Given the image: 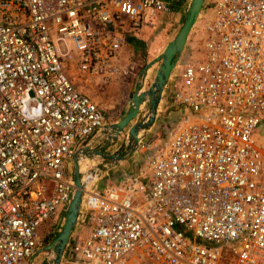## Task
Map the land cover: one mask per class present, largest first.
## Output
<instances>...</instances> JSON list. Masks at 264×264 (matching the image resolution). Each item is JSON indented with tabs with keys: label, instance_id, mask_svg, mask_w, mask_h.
<instances>
[{
	"label": "built area",
	"instance_id": "obj_1",
	"mask_svg": "<svg viewBox=\"0 0 264 264\" xmlns=\"http://www.w3.org/2000/svg\"><path fill=\"white\" fill-rule=\"evenodd\" d=\"M180 1L0 0V264L35 263L72 198L69 161L108 126L68 67L124 74L125 34ZM209 4L166 139L142 137L137 173L86 193L60 264H264V0Z\"/></svg>",
	"mask_w": 264,
	"mask_h": 264
},
{
	"label": "water",
	"instance_id": "obj_2",
	"mask_svg": "<svg viewBox=\"0 0 264 264\" xmlns=\"http://www.w3.org/2000/svg\"><path fill=\"white\" fill-rule=\"evenodd\" d=\"M204 3L205 0H190L184 23L179 29L175 38L166 45L163 52L159 56H157L143 69H141L138 75V81L135 84V89L129 110L120 121L112 125V130L117 131L118 133L123 132L126 128L129 129L128 141L127 143H123V145L121 146V154L104 156L102 151L94 149V154L98 156V158L94 156L95 158H93V160H96L97 165L83 171L82 173L80 172L79 155L85 154L87 155V158H92L93 151L88 153L87 151L90 148L88 147L89 145H86V147L82 149L80 154H76L73 156L74 171L72 173V180L75 187V192L72 195V198L66 209L65 219L59 234L45 247L46 256L44 257L41 264L61 263L63 253L69 243L71 235L80 217L83 189L88 180L93 178L94 180H98L100 176L105 175L112 169L115 162H122L133 156L137 151V147L140 141L138 137L139 132H146L152 127L156 118V111L161 100L162 93L167 85L172 71L176 67L184 51L186 41L192 31V28L196 24ZM156 64H158V69L153 81L144 92L140 93V90L142 89V79L144 78L148 69ZM143 115L146 117V120L144 122L141 121ZM133 121H135V123L130 126L129 124H131ZM111 132L108 131V133L105 134L107 135V138L105 139L104 143L107 146L113 145L118 138L117 136L110 142L108 139H110L112 137V134H114ZM102 137H100L99 134L97 138L93 139V145L99 138L101 139ZM82 176L85 179L84 182H82ZM51 253H53L52 259L49 258L51 256Z\"/></svg>",
	"mask_w": 264,
	"mask_h": 264
},
{
	"label": "crops",
	"instance_id": "obj_3",
	"mask_svg": "<svg viewBox=\"0 0 264 264\" xmlns=\"http://www.w3.org/2000/svg\"><path fill=\"white\" fill-rule=\"evenodd\" d=\"M189 3H190V0H182L180 3V5H181L180 9H177L176 11H174L173 13H170V14L158 15L156 17V19L154 20L152 27H144V28L140 29L137 33H130L129 32V33L125 34V45L121 51V54L118 55V59H117L116 64H115L122 71H124V74L119 73L118 76H116L114 79H111L110 81H104L101 77H96V102L97 103H100L102 100L101 96H100L101 95L100 92H107V93H110V95L112 96V94L117 92L118 89L119 90L121 89V86H125L124 85L125 83L130 82V79H131L130 76L133 74L134 71H136L138 69V67L141 63L143 64V60L145 61V64H143L142 67L139 69L138 75H139L141 69H143L148 63H150L152 60H154L157 56H159L163 52L166 45L175 38L179 29L182 27L184 20H185V15H186V11L188 9ZM208 6H209V2L207 0H205V3L203 5V8H202L199 16H198L196 24L192 28V31H191V33H190V35L186 41L184 51H183L177 65H176V67L172 71V73L168 79L167 85H166V87L162 93L161 100H160L158 107H157L155 121H154L152 127L148 131L141 134V136L144 138L146 136H148V134L150 132H152V130L161 126L162 122L166 118V115H167V107L166 106H167V100H168V96H169L167 90H168L169 83L176 78L180 69L182 68V64L184 62H186L190 57L193 56L190 54L193 53L192 50L196 46V40H197L196 39L197 35H195L194 32H196L199 35V37L202 36L201 28H202L203 24L205 23L204 19L208 18V16L210 15V9ZM167 20H171L172 25H171L170 29L167 28L165 31H163L165 26H166L165 23L167 22ZM156 30L164 32L160 36V39L162 42V43L159 42V43H161L160 46H158V45L156 46L155 51L152 53V55H134L132 50L134 47H136V45L140 44L139 41L142 40L143 38L145 39L146 37L149 38L151 35H153L154 33L157 32ZM154 31H156V32H154ZM150 68L148 70L147 75L144 77L145 79L144 78L142 79V87L144 85L146 78L149 75V72H151V70H153L152 74L150 76L151 78H150L148 86L151 84V82L153 81V79L155 77L156 71L158 69V64L153 65L152 68L151 69ZM138 75H137V81H138ZM148 86H147V88H148ZM147 88H145V89H147ZM134 89H135V86H134V88H132V93L130 96L126 95V98L128 97L127 98L128 105H127L125 113H123V115L118 120H116L114 123H117L118 121H120L124 117V115L127 113V111L129 110V108L131 106V101H132ZM106 101H108L107 103L111 102V100H109V99L108 100L106 99ZM171 115H174V114L173 113L169 114V116H171ZM142 117H144V115ZM134 123H135V121H133L130 124V126H132ZM107 125H111V124H107ZM103 131L104 130L97 133L96 136H94L92 138L91 142H93V139L97 138L99 134H100V137H102ZM125 132H128V131L126 130ZM106 138H107V135L104 134V136L101 139L99 138L100 140L98 139L96 141V143L93 145V148L96 150L102 151L104 156L120 155L121 154V146L123 145V143H125L126 140H122V144L118 147H115L114 144H113L114 146H111V145L107 146L104 143ZM122 139H124V138H122ZM87 152H89V151H87ZM136 153H137V151L135 152V154ZM133 156H131L129 159H127L125 161L115 162L113 164L112 169L108 173H106L105 175L100 176L99 179L97 180V182H100L103 180L106 183V178L111 176V175L113 176V174H116L119 170L128 166L127 164H129V161ZM84 158L82 159V160H84V162H82L83 165H81L82 169L80 168V171H83V167H84L85 162L94 163L96 161V160H93V158H95L94 156L92 158H87V157H84ZM91 165H94V164H91ZM95 182H96V180H94V183ZM83 204H84V202H83ZM83 204H82V206H83Z\"/></svg>",
	"mask_w": 264,
	"mask_h": 264
},
{
	"label": "rangeland",
	"instance_id": "obj_4",
	"mask_svg": "<svg viewBox=\"0 0 264 264\" xmlns=\"http://www.w3.org/2000/svg\"><path fill=\"white\" fill-rule=\"evenodd\" d=\"M181 1H180V3H181ZM207 1L209 2V0H207ZM208 7H210V4ZM180 8H181V5L179 6L178 9H180ZM165 24H166V26H165L163 31H165L167 28L170 29V27L172 25V21L167 20V22ZM156 31H154V32H156ZM163 33L164 32L158 30L156 33L151 35L149 38L146 37L145 39L143 38L142 40H140L139 41L140 44L136 45V47H134L132 50L134 55H152V53L155 51L156 46L157 45L160 46V44L162 43L160 36ZM194 34L197 35L196 36L197 40H196V46L194 47V49L192 51L194 53H196L197 48H199V46L201 44V38L203 36V32L201 33L202 36H200V37L196 32H194ZM159 42H161V43H159ZM143 64H145L144 60H143ZM143 64L141 63L139 65L138 69L136 71H134L133 74L130 76L131 77L130 82L125 83L124 84L125 86H121V89L120 90L118 89L117 92L112 94V96L110 95V93L100 92V94H101L100 96L102 99L100 103L96 102V78H92V77L86 76V75H84L78 71H75L73 69V67H71V66L68 67V75H69L71 81L74 83V85L82 93L86 94L94 102H96L97 105L100 107V109L103 110L106 122L108 124H114V122L116 120H118L123 115V113H125V111H126V108L128 105V103H127L128 97L126 98V95L127 96L131 95L132 88H134L135 83L137 82V75H138L139 69L142 67ZM152 71L153 70H151V72H149V75L146 78L144 85L141 89V92L146 90L145 88H147V86L149 84ZM147 73H148V71L146 72L145 76L147 75ZM167 91L169 92V86H168ZM106 99L111 100V102L107 103L108 101H106ZM169 114H172V112L167 110L166 118L162 122L161 126L152 130V132H150L148 134V136L145 137L147 140L156 139L157 143H160L166 139L167 134L169 133V131H170V129L174 123V121L172 119H174V117H175L174 115L169 116ZM145 120H146V117L145 116L142 117L141 121L144 122ZM108 126H110V125H108ZM105 130H107V128H105ZM126 130L128 131V128H126L124 130V132L121 133L119 136V137L124 138L125 140H127V136H128V132H125ZM104 134H106V133H102V135H104ZM108 140L111 141L112 139L110 138ZM256 141H257V144H258V146L262 152V155L264 157V123L261 126L260 130L258 131ZM121 144H122L121 138L118 139L117 141H115V143H114L115 147H118ZM114 145H111V146H114ZM140 157H141V151L138 150L137 153L130 159L129 164H127L128 166H126L125 168H122L116 174H113V176L111 175V176L107 177L106 183L103 180L100 182H97V180H96V182L93 184V182H94V180H93L91 182L90 189H92L94 187L96 188V186L98 188H102L103 186H105L107 184H118L123 175L137 173V169H139L141 166ZM95 163H97V162L95 161ZM91 166L92 165L89 162L84 163L83 171L91 168ZM67 169H68V172L70 174L73 173V171H74V161L73 160L69 161V163L67 165ZM86 190L88 191V189H86ZM65 214L64 215L62 214L60 216L59 220H57V221L49 220V221L45 222L43 224V226L38 229V236H39V239L41 241V247H40L41 251L38 252L37 257L35 258L34 264H41V262L43 261L44 257L46 256L45 247L52 240H54L57 237V235L59 234L61 227H62V224H63L64 219H65ZM52 223H54V224H52Z\"/></svg>",
	"mask_w": 264,
	"mask_h": 264
},
{
	"label": "bare ground",
	"instance_id": "obj_5",
	"mask_svg": "<svg viewBox=\"0 0 264 264\" xmlns=\"http://www.w3.org/2000/svg\"><path fill=\"white\" fill-rule=\"evenodd\" d=\"M143 92H144V91H143ZM140 93H141V90H140ZM148 115H149V114H148ZM114 124H115V123H114ZM112 125H113V124H111L110 126H107V127H108L107 130L104 129V131H103V133H108V131H109V132L112 131L111 133H114V134H112L111 139L116 138L117 136L119 137L120 134L124 132V131H123V132L118 133L117 131H113V130H112V129H113V128H112ZM128 130H129V129H128ZM142 133H144V131H140L139 134H138V135H139V136H138V137H139V140H141V138H142V136H141ZM127 141H128V136H127L126 143H127ZM110 142H111V141H110ZM139 142H140V141H139ZM88 145H89V146H88L89 148H92L93 142L90 141V142L88 143ZM82 149H83V148H82ZM94 152H95V151L93 150V156H96V155L94 154ZM88 153H90V152H88ZM84 157H87V155H85V154H80V155H79V161H80V164H79V165H80V167H81V165H83L82 162H84V160H82V159H83ZM96 158H98V156H96ZM84 159H85V158H84ZM85 163H86V162H85ZM110 165H112V164H110ZM80 172L82 173L83 171H80ZM84 180H85V179H84L83 176H82V182H84ZM93 180H94V178H93V179H89L88 182H87V184L84 186V189H83V197H82V202H81L80 210H81V208H82V204H83V202L85 201L84 198H85V196H86V193L89 191V189H90V187H91V186H90V185H91V182H92ZM93 183H94V182H93ZM92 185H93V184H92ZM88 187H89V188H88ZM73 189H74L73 191L75 192V187H74ZM86 189H88V191H87ZM74 192H73V194H74ZM40 251H41V250H40ZM49 258H51V259L53 258V253H51V256H50Z\"/></svg>",
	"mask_w": 264,
	"mask_h": 264
}]
</instances>
